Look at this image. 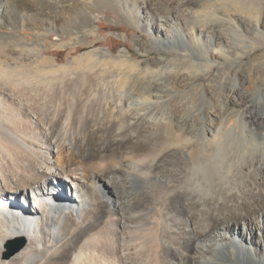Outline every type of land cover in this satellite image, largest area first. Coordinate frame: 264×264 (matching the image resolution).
Instances as JSON below:
<instances>
[{
	"label": "bare ground",
	"instance_id": "6f19581e",
	"mask_svg": "<svg viewBox=\"0 0 264 264\" xmlns=\"http://www.w3.org/2000/svg\"><path fill=\"white\" fill-rule=\"evenodd\" d=\"M103 9L159 55H41ZM0 28V264H264V0H0Z\"/></svg>",
	"mask_w": 264,
	"mask_h": 264
},
{
	"label": "rangeland",
	"instance_id": "374dc122",
	"mask_svg": "<svg viewBox=\"0 0 264 264\" xmlns=\"http://www.w3.org/2000/svg\"><path fill=\"white\" fill-rule=\"evenodd\" d=\"M69 16H71V14H69ZM112 18H115L113 19L114 21L112 20ZM127 24L128 23H125L122 16L118 14L117 12L103 9L100 12H96V18L93 20V26H94L97 38L95 39V36H92V35L86 36L85 41H91V43H82L80 41L78 43H74L75 45L72 42L68 44L66 42H69L71 40L70 39L71 35H67V34L60 35L59 32L57 33V31L51 30L47 34L48 42L45 43L47 46L51 45L52 42L53 43L60 42V40L65 43H61V44L57 43L61 45L59 47L55 46L53 48H50V47L44 48V50L41 52V55L50 58L56 67H58L59 65L60 66L62 65L63 67L62 66H61L62 68L60 67V71L63 70L62 72L66 70H68L67 72H70V71L76 72L77 69L81 70L85 66L92 64L97 59H103L104 54H106L107 56H111V57H118L120 53L122 54L125 52L127 53L129 52V55L133 59H142V58L151 57L154 55L158 56L159 53L157 52H151L149 55L146 56V55L141 54L137 50V47L133 41V37L134 35H138V36L143 35L144 31L134 29L133 27ZM16 30H18L15 32L16 34H23L27 37H33L34 34L38 33V30L34 29V27L32 26H29V27L26 26L23 29H16ZM0 31L10 32V30L3 29V28H0ZM247 36H248L247 38L248 44L253 43V33L249 32L247 33ZM258 40L259 41H257L256 43H258L259 46L256 48V50H254L253 52L247 55L248 60L254 56H257V54L261 55L262 53H264V39H258ZM62 44L63 46L64 45L66 46L62 47ZM91 51H94V54L92 55L91 58H87L84 60H78V58L82 54L86 52H91ZM75 62H78V64H76ZM74 66L75 67L77 66L78 68L76 69L74 68ZM260 93L262 94V97L264 98V85H263V90H261ZM253 101H255V97L253 98ZM240 121L241 120L237 121V117L235 116L230 119V122L228 123V127L231 128L236 123L239 125ZM41 199L49 207L54 206V205H50L49 202L53 204L56 203L57 205L62 204L61 203L62 201H60L58 198L42 196ZM4 208L7 209L8 213L12 214L11 216L21 215L23 217V212L20 209L18 210V209L10 208V207H4ZM3 211L5 213L4 209ZM26 216H29V215H26ZM15 244H13V246ZM3 251L4 252L8 251V247L5 246Z\"/></svg>",
	"mask_w": 264,
	"mask_h": 264
},
{
	"label": "water",
	"instance_id": "95a60500",
	"mask_svg": "<svg viewBox=\"0 0 264 264\" xmlns=\"http://www.w3.org/2000/svg\"><path fill=\"white\" fill-rule=\"evenodd\" d=\"M16 243V244H15ZM13 244H15L13 246ZM24 245V241L23 240H16L13 242H10L8 247V251H7V255L13 254L14 252L18 251L22 246Z\"/></svg>",
	"mask_w": 264,
	"mask_h": 264
}]
</instances>
